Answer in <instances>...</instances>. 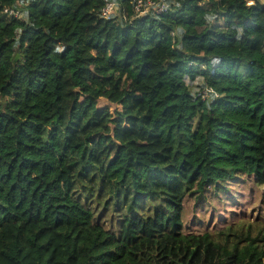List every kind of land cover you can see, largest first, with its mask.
Here are the masks:
<instances>
[{"label": "trees", "instance_id": "16d2710c", "mask_svg": "<svg viewBox=\"0 0 264 264\" xmlns=\"http://www.w3.org/2000/svg\"><path fill=\"white\" fill-rule=\"evenodd\" d=\"M114 1L0 0V264H264V0Z\"/></svg>", "mask_w": 264, "mask_h": 264}, {"label": "built area", "instance_id": "2783aa9c", "mask_svg": "<svg viewBox=\"0 0 264 264\" xmlns=\"http://www.w3.org/2000/svg\"><path fill=\"white\" fill-rule=\"evenodd\" d=\"M27 0H16V6H20L21 3L26 2ZM169 8V4L165 0H136L134 3V10L137 14H144L150 11L153 12H161L165 11ZM118 9V4L114 0H104V5L101 8V16L105 19H109L113 15H115ZM3 12L8 16H13L14 18H21L22 13L18 8L14 7H5ZM212 93L214 96V92H205V94Z\"/></svg>", "mask_w": 264, "mask_h": 264}, {"label": "rangeland", "instance_id": "374dc122", "mask_svg": "<svg viewBox=\"0 0 264 264\" xmlns=\"http://www.w3.org/2000/svg\"><path fill=\"white\" fill-rule=\"evenodd\" d=\"M117 12H118V10L116 11V13ZM199 83H200V80H198V85H199ZM192 89H194V90L197 89L196 84H193ZM203 93H205V91H203ZM104 101H105L104 99L101 100V102H104ZM251 183H252L251 179H245L244 181H242L243 187H248V185L251 184ZM239 189H241V187H239ZM246 193L249 196L253 197V195L249 194L247 191H246ZM246 193H245V196L243 198V200L245 202H244V204L242 206V210L243 209L246 210L247 206L250 204V199H249L250 197H248V195ZM259 206H261V205H259ZM238 207H239V205H235V208H238ZM191 211H192V203H186L185 204V213L183 215L184 229H186V228L189 229V230L195 229V232H200L201 226H200V224L198 222H195L193 220V218L191 216L192 215ZM249 212L253 213L255 215L257 213V208H250ZM100 220L106 227L115 228V214L114 213H112V212L105 213V214L100 216ZM116 231H117V228H116ZM21 244H23V243L21 242Z\"/></svg>", "mask_w": 264, "mask_h": 264}]
</instances>
